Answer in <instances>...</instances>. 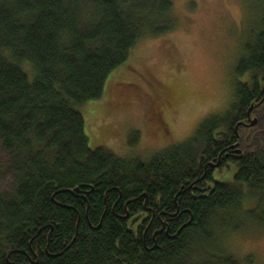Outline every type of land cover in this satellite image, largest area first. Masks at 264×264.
Wrapping results in <instances>:
<instances>
[{"label": "trees", "instance_id": "1", "mask_svg": "<svg viewBox=\"0 0 264 264\" xmlns=\"http://www.w3.org/2000/svg\"><path fill=\"white\" fill-rule=\"evenodd\" d=\"M252 1L228 108L141 159L91 148L78 106L142 38L175 27L173 1L0 0V264H253L220 239L264 229V142L227 161L231 179L212 172L264 98Z\"/></svg>", "mask_w": 264, "mask_h": 264}, {"label": "rangeland", "instance_id": "2", "mask_svg": "<svg viewBox=\"0 0 264 264\" xmlns=\"http://www.w3.org/2000/svg\"><path fill=\"white\" fill-rule=\"evenodd\" d=\"M172 1L175 27L142 38L108 75L102 96L78 106L91 148L147 159L189 138L206 117L222 114L233 100L235 66L245 54V42L258 30L259 4ZM259 128L264 129V116L241 131L243 147L253 148L244 138ZM261 135L264 142V131ZM235 168L229 162L214 176L229 180ZM220 243L224 251L240 258L251 255L253 264H264V229L259 226L247 222L225 233Z\"/></svg>", "mask_w": 264, "mask_h": 264}, {"label": "flooded vegetation", "instance_id": "3", "mask_svg": "<svg viewBox=\"0 0 264 264\" xmlns=\"http://www.w3.org/2000/svg\"><path fill=\"white\" fill-rule=\"evenodd\" d=\"M263 116H264V98L261 100L260 103L256 104L255 107L250 106L248 108V110L246 111L245 119L242 120L239 123V125L243 129L250 130L251 127L256 125V122H259L262 120ZM238 126L236 128H238ZM262 130L264 131V129H260V128L257 130H254V131H249L244 138L245 144L247 142L248 145L250 144V145L254 146L256 144V142L258 141V139L262 140L263 139L262 135H261V134H263ZM242 137H243L242 133L238 132V130H237L236 141L229 148H227V152L224 155V157L219 156V158L221 157L222 160L218 159L216 163H212V165H213L212 172L215 173V171H218V170L222 171L227 166V164L229 163V162L227 163V161L229 159L234 158V157L239 156V155H242L244 153V151H247L249 149V147H247V145H245L246 147H243ZM236 150H240V153L237 152Z\"/></svg>", "mask_w": 264, "mask_h": 264}, {"label": "water", "instance_id": "4", "mask_svg": "<svg viewBox=\"0 0 264 264\" xmlns=\"http://www.w3.org/2000/svg\"><path fill=\"white\" fill-rule=\"evenodd\" d=\"M237 152H240V150H236Z\"/></svg>", "mask_w": 264, "mask_h": 264}, {"label": "bare ground", "instance_id": "5", "mask_svg": "<svg viewBox=\"0 0 264 264\" xmlns=\"http://www.w3.org/2000/svg\"><path fill=\"white\" fill-rule=\"evenodd\" d=\"M253 123V122H252ZM240 153V152H239Z\"/></svg>", "mask_w": 264, "mask_h": 264}]
</instances>
